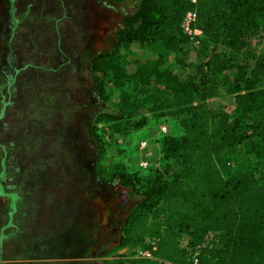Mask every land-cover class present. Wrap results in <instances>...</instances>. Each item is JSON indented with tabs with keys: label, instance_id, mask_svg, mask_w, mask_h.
<instances>
[{
	"label": "rangeland",
	"instance_id": "1",
	"mask_svg": "<svg viewBox=\"0 0 264 264\" xmlns=\"http://www.w3.org/2000/svg\"><path fill=\"white\" fill-rule=\"evenodd\" d=\"M134 8V0H0V264H129L122 261L138 258L137 251L117 248L140 198L117 181L101 182L94 167L121 163L144 176L154 167L138 171V164H150L156 151L151 139L140 151L141 139L126 143L129 135L100 121L134 87L116 88L111 75L94 73V57L117 48L124 66L161 54L172 73L200 68L221 82L208 107L233 115V96L225 89L234 79L232 65L217 73L191 42L116 47V32ZM242 53L264 54V37L247 39ZM183 118L176 114L159 125L158 138L162 126L181 136ZM251 160L242 150L229 157L233 169ZM164 163L160 159L157 168ZM188 242L181 240L186 248ZM205 243L219 245L220 238L211 234Z\"/></svg>",
	"mask_w": 264,
	"mask_h": 264
},
{
	"label": "trees",
	"instance_id": "2",
	"mask_svg": "<svg viewBox=\"0 0 264 264\" xmlns=\"http://www.w3.org/2000/svg\"><path fill=\"white\" fill-rule=\"evenodd\" d=\"M134 2V10L116 32V47L186 44L190 40L180 23L194 11L195 27L202 33L194 49L197 57L209 58V67L215 64L217 73L227 65L235 73L225 88L233 96L230 116L208 107L207 102L219 96L221 82L202 75L200 68L172 73L161 54L124 66L117 48L93 58L94 73L111 75L116 88L134 87V93H122L114 111L100 115L114 131L130 135L150 119L185 115L179 122L182 135L161 139L163 170L154 168L143 176L130 173L121 163L108 169L94 167L101 182L117 181L140 198L123 223L117 249L148 250L152 258L122 262L194 264L196 259V264H264V171H259L264 169V54L242 53L247 39L264 37V0ZM239 150L252 160L233 169L229 157ZM103 153L101 145L99 156ZM211 234L220 238L219 245L205 243ZM184 237L189 239L187 248L181 244Z\"/></svg>",
	"mask_w": 264,
	"mask_h": 264
},
{
	"label": "built area",
	"instance_id": "3",
	"mask_svg": "<svg viewBox=\"0 0 264 264\" xmlns=\"http://www.w3.org/2000/svg\"><path fill=\"white\" fill-rule=\"evenodd\" d=\"M190 1L192 4L196 3V0H190ZM196 18H197L196 12L189 11L184 15V17L180 23V28H181L182 33L185 34L189 38L190 42L193 43L194 45H196L198 43L197 38L201 37V35H202L201 31L195 27ZM160 131H161V134L163 136L170 134L167 130V127H165V126H162L160 128ZM147 147H148L147 141H139L138 142V149L140 151L145 150ZM150 167H151V165L147 161H141L138 164V171L139 170L140 171H148L150 169ZM154 249L155 248H153V250ZM137 255H138L137 256L138 258H144V259H151L152 258V254L148 250H138ZM193 262H194V264H196L197 260L194 259Z\"/></svg>",
	"mask_w": 264,
	"mask_h": 264
},
{
	"label": "crops",
	"instance_id": "4",
	"mask_svg": "<svg viewBox=\"0 0 264 264\" xmlns=\"http://www.w3.org/2000/svg\"><path fill=\"white\" fill-rule=\"evenodd\" d=\"M167 120H168L167 118L150 119L144 128H141L139 130L132 132L129 135V138H128L129 140L126 141V143L131 144L136 139H141L142 141H147L145 138L151 139L152 144H154V147H150V148H154V151H156L154 161L150 163V165L153 166L154 168H157L158 162L161 159V143H160L161 139L158 138L160 135L158 127L159 125H163V123L168 122ZM156 124H158V126H156ZM132 148H133V145H132ZM129 155H130V152L128 156ZM132 159L128 158L126 162L130 163Z\"/></svg>",
	"mask_w": 264,
	"mask_h": 264
}]
</instances>
